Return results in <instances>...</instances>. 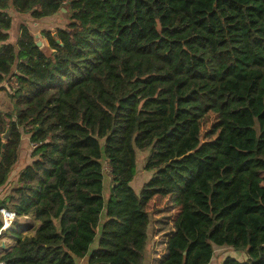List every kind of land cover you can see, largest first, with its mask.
Returning a JSON list of instances; mask_svg holds the SVG:
<instances>
[{
    "label": "trees",
    "instance_id": "trees-1",
    "mask_svg": "<svg viewBox=\"0 0 264 264\" xmlns=\"http://www.w3.org/2000/svg\"><path fill=\"white\" fill-rule=\"evenodd\" d=\"M63 9L48 47L24 24L14 35L17 17ZM0 91L14 106L0 188L23 133L36 145L0 210L39 223L9 231L0 261L146 264L149 207L166 201L158 264H210L218 247L247 255L222 264H264V0H0ZM139 154L154 174L137 194Z\"/></svg>",
    "mask_w": 264,
    "mask_h": 264
},
{
    "label": "rangeland",
    "instance_id": "rangeland-1",
    "mask_svg": "<svg viewBox=\"0 0 264 264\" xmlns=\"http://www.w3.org/2000/svg\"><path fill=\"white\" fill-rule=\"evenodd\" d=\"M21 17L22 18L17 17L15 20V29L13 31L14 35H16V33L19 31L21 25L24 24V25L28 26L30 28V30L36 35L38 43L39 42L42 43L40 48H44V46H46V44H45L46 41L44 40V36L42 35V31L49 30V28L52 29L54 27L64 26L65 22L69 19L70 15L67 14L66 11H63L62 13L57 14L56 16L52 17L51 19L45 20L46 22L44 24H42V25H45L43 27L44 29L42 27H40L41 21L32 20L30 15H21ZM38 27H40V28H38ZM54 30H56V28H54ZM54 30H52V31H54ZM13 113H14V109L11 110L9 114H13ZM215 123H216V117L213 114H209L206 117V119L204 120V130H203L204 132L203 133H204V137L206 139L209 138V136H207V135H209L211 129H213L215 127ZM211 138L214 139L215 136L211 137ZM26 139L29 140V136L26 135L25 133H23L21 144L24 142H27ZM144 163H145L144 155L139 154L138 155L137 175L135 177V180L131 184L132 188L134 189V191L137 194L140 193L143 186L151 180V178L153 177V174H154L153 172L144 171ZM105 172H106V178H105L106 184L105 183L104 184H105V186H108V184H109V178H108L109 176L108 175L110 174V170L108 167H106ZM149 211L152 213L153 221H155V222L157 221V223H155L156 226H158L159 229H162V231H164L165 233H168V232L170 233L173 221L175 220V218L178 214V210L173 211L172 208H170L166 205V201H164L162 203H152L151 206L149 207ZM168 213H169V215H168ZM104 220L105 219L103 218L101 223H100V227L104 223ZM164 221H168V224L165 225ZM25 224L27 225V227H29V229L25 235H33L37 229L38 223L34 220V218L32 216H30L29 220H26ZM15 225H18V222H16ZM98 242H99V237L96 238L94 244L92 245V251L98 248ZM162 246L159 249H162L164 247V246L163 247ZM221 249L222 250L218 249V251L220 250L219 251L220 254H219V252L217 253V256H220L221 258L222 257L223 258L224 257H234L235 259L237 258L240 261H245L247 259V255L245 252L235 251L232 248H221Z\"/></svg>",
    "mask_w": 264,
    "mask_h": 264
},
{
    "label": "crops",
    "instance_id": "crops-1",
    "mask_svg": "<svg viewBox=\"0 0 264 264\" xmlns=\"http://www.w3.org/2000/svg\"><path fill=\"white\" fill-rule=\"evenodd\" d=\"M51 18L43 19L44 21L41 20L40 27L43 28L45 25H42V24H44L46 22L45 20H49ZM40 27H38V28H40ZM54 28H57V27H54ZM54 28H52V29L49 28V30L52 31V30H54ZM44 40L46 41V43H45L46 47H48V41L45 38H44ZM13 81H14V79L10 80V85H12ZM13 109H14L13 104H12L11 100L8 98L7 93L5 91H0V113L1 114L2 113L9 114L10 111ZM32 145L33 144H31L29 146V140H27V142H24L21 144L20 149H19V159H18V162H17L16 166L14 167L13 171L11 172V176H10V180H9V182H13L12 187L10 189H9V187L0 188V202L6 197V195L9 193V191L14 186H17L21 171L27 165H29L33 162V158H32V148L33 147H32ZM26 220H29V216L23 217V218H17L18 225L15 226L16 230L22 232L23 234H26V232L29 229V227H27V225L25 224ZM155 223H157V221L156 222L154 221L155 227H154V229H152L153 231L151 233L152 249H150L148 251V254L146 257L147 258L146 264H158L167 257V243H168V240L170 238V233L169 232L165 233L164 231H162V229H159V227L156 226ZM38 226H39V223H38ZM38 226H37V228H38ZM5 240H6V247L8 245H12L15 243L13 241V239L11 238V236H7V234L5 235ZM161 246L163 248L159 249ZM222 248H229V247H222ZM218 249L222 250L219 247L215 250L214 257H213L210 264H222L224 262V260L226 259V257L221 258L220 256H217V253L220 251V250L218 251ZM219 254H220V252H219ZM77 264H88V262H87V259H78Z\"/></svg>",
    "mask_w": 264,
    "mask_h": 264
},
{
    "label": "built area",
    "instance_id": "built-area-1",
    "mask_svg": "<svg viewBox=\"0 0 264 264\" xmlns=\"http://www.w3.org/2000/svg\"><path fill=\"white\" fill-rule=\"evenodd\" d=\"M13 86H16V81L12 83ZM33 148L36 147L35 144L32 145ZM2 226L0 228V251L2 250V244H6L5 234L9 231L15 229V224L17 222V216L14 212L7 210L5 208L0 210ZM0 264H5L3 261H0Z\"/></svg>",
    "mask_w": 264,
    "mask_h": 264
},
{
    "label": "water",
    "instance_id": "water-1",
    "mask_svg": "<svg viewBox=\"0 0 264 264\" xmlns=\"http://www.w3.org/2000/svg\"><path fill=\"white\" fill-rule=\"evenodd\" d=\"M63 11H65V10L63 9ZM37 45H38V47H40L42 45V43L39 42V43H37ZM2 139L4 141H8L9 140V130H7V132L4 135H2ZM2 249H6V244H4V243L2 244Z\"/></svg>",
    "mask_w": 264,
    "mask_h": 264
}]
</instances>
